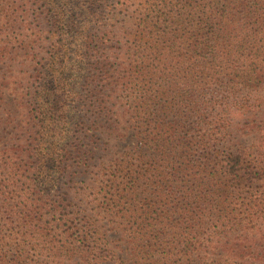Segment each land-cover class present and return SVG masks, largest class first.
Returning a JSON list of instances; mask_svg holds the SVG:
<instances>
[{"label": "trees", "instance_id": "obj_1", "mask_svg": "<svg viewBox=\"0 0 264 264\" xmlns=\"http://www.w3.org/2000/svg\"><path fill=\"white\" fill-rule=\"evenodd\" d=\"M71 1L0 0V264H204L241 224L226 145L232 111L263 110L264 0ZM62 176L92 177L105 224L45 222Z\"/></svg>", "mask_w": 264, "mask_h": 264}, {"label": "rangeland", "instance_id": "obj_2", "mask_svg": "<svg viewBox=\"0 0 264 264\" xmlns=\"http://www.w3.org/2000/svg\"><path fill=\"white\" fill-rule=\"evenodd\" d=\"M16 5L27 0H10ZM89 0H72L75 9L83 8ZM30 5V3H29ZM28 5V6H29ZM37 5L27 7L28 10L35 9ZM119 12V10H117ZM21 13L20 11L18 12ZM123 15V13H121ZM105 18L111 16L110 13L104 15ZM121 19V18H120ZM23 56L17 57L14 63L15 71L19 68L18 62L23 60ZM17 75L16 79H18ZM11 85L7 94L13 90ZM21 90V88H20ZM250 103L261 104L263 110H252L250 114L238 112L230 113L232 122V137H228L229 143L226 147L231 151L239 150L244 154L246 166L252 172L250 180L244 182V186L236 194L237 205L235 221L241 224L227 229L222 234H215L209 238L208 248L199 250L196 261L204 264H264V130L256 128L264 122V85L261 86L254 95L249 98ZM14 122H20L17 127L18 132L24 131L28 125L25 122H33L34 118L27 111L19 110L17 113L11 111ZM256 120L251 123L254 129L248 130V120ZM24 128V129H23ZM14 132L9 134L6 141L10 144L14 142ZM23 133V132H22ZM27 133V132H25ZM22 135V134H21ZM124 145L131 147L133 142L127 141ZM91 176L74 178L71 180L66 176L57 179L55 185L49 189L50 201L59 204L56 212L46 213L45 222H59L62 228L81 227L90 216L92 220H99V224H105L102 215H99V201L95 200V194L90 189ZM65 194H67L65 196ZM63 203V205L61 204ZM112 239H117L119 234H110ZM194 263V254L192 256ZM74 260L52 261L49 264H73Z\"/></svg>", "mask_w": 264, "mask_h": 264}]
</instances>
